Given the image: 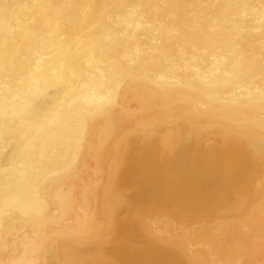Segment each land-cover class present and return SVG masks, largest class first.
<instances>
[{"label": "bare ground", "instance_id": "1", "mask_svg": "<svg viewBox=\"0 0 264 264\" xmlns=\"http://www.w3.org/2000/svg\"><path fill=\"white\" fill-rule=\"evenodd\" d=\"M0 264H264V0H0Z\"/></svg>", "mask_w": 264, "mask_h": 264}]
</instances>
